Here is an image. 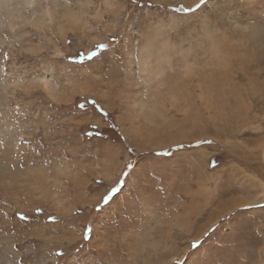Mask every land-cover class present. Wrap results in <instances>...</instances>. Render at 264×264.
<instances>
[{"label": "rangeland", "instance_id": "374dc122", "mask_svg": "<svg viewBox=\"0 0 264 264\" xmlns=\"http://www.w3.org/2000/svg\"><path fill=\"white\" fill-rule=\"evenodd\" d=\"M9 1L11 8L0 10V49L27 45L37 59L30 71L23 70L27 57L0 61V125L22 134L14 147L0 136V245L7 250L8 243L20 247L32 239L36 225L22 227L20 213L44 228L49 215L67 219L81 212L75 218L96 226V236L68 252L64 264H176L184 257L187 264H258L264 247L256 238L264 230V0H210L208 11L180 18L184 26L178 20L176 27L163 17L159 26L134 27L151 10L131 8L127 0ZM151 2L177 7L198 0ZM99 44L115 51L91 66L48 63L56 52L87 53ZM121 55L127 67L118 70ZM129 59L136 60L135 81ZM85 97L108 115L89 107L81 117L77 105ZM26 116L42 137L31 134ZM90 125L99 138L83 135ZM204 140L215 143L193 148ZM128 161L132 169H125ZM117 181L124 183L113 202L95 211ZM49 227L46 264H63L51 253L69 237ZM193 240L203 242L189 250Z\"/></svg>", "mask_w": 264, "mask_h": 264}, {"label": "snow or ice", "instance_id": "6c2138e0", "mask_svg": "<svg viewBox=\"0 0 264 264\" xmlns=\"http://www.w3.org/2000/svg\"><path fill=\"white\" fill-rule=\"evenodd\" d=\"M210 3V0H198V2L194 6H185V5H179L177 7H169L160 3H153L151 0H149L148 3H145L144 0H127V4L129 7L134 9H142V8H148L151 10V14L147 20L144 19L143 15L138 19L137 24L134 25V27H139L141 24L143 26L148 25L149 23L152 26H159L161 23V17L164 18V22L166 24H169L172 27H176L177 21L179 20L180 25L184 26V20L180 18L184 17H192L196 16L197 13H205L208 11V4ZM169 13L175 14V18L169 20ZM210 23L207 16H201L200 17V24H203L207 26ZM136 37L133 41H135ZM112 42L114 44L117 43V40L115 37L112 38ZM69 46H71L72 41L70 40ZM108 51H115L114 49H110L109 45L107 44H99L96 45L94 50L84 53V52H78L75 55L73 54H65L63 52H56L55 58H49L48 63L51 65H59L63 64L65 62H70L72 64H76L79 66H84L86 62L89 66H91L92 63L98 61L102 57H107ZM132 53L131 46L129 47L128 56L130 57ZM28 58V63L24 64L23 70L30 71L31 68V62L36 61L37 54L31 49L28 48L27 45H25L24 49H21L20 51H15L11 49L9 45H6L3 49H0V61H5L7 63H11L12 60H16L17 62H22L25 60V58ZM120 64L117 65L118 70L121 68H126L127 65L123 63L125 60V56L121 55L119 57ZM128 63L132 64L131 71V80L135 81L136 79V60L135 59H129ZM4 71H7L6 66L3 68ZM43 75V73H39ZM34 99V98H32ZM89 107L96 109L103 115H108L102 108H100L95 100H88L87 97L84 98V102H81L77 105V108L79 109V115L81 117H85L89 114ZM35 111V109H33ZM31 121V116H26L24 123L29 124ZM29 127L31 128V134L34 137H42L43 131L32 127L29 124ZM25 131H28V129H25ZM22 135L21 133H18L15 131V129H9L4 125H0V136H2L3 142L7 143L10 147H14V141L17 139L18 136ZM83 135L85 137H92L96 136L97 138L100 137V132L97 129V126L90 125L87 131L83 132ZM32 142H36L34 139ZM24 143H28V141L21 140V145L23 146ZM215 143L213 140H204L202 142L197 143L193 146V148H201L202 146H211ZM39 146V144L37 145ZM185 148L184 145H179L178 150ZM192 151V149L190 148ZM131 151V150H130ZM43 153V149H42ZM155 156L158 157H164L169 156L171 152L166 153H152ZM196 156L201 159L202 161H205L207 166L210 165L213 170H215L218 165L216 159H206L204 153H198ZM132 161H128V163L125 165V169H132ZM123 176L127 177L129 175V172L122 173ZM123 181H117V186H112L108 193H106L104 196L101 197L100 201L97 202L96 207L94 208L95 211L99 212L102 208L109 206L111 202H113L114 197L119 193L122 189L119 185L123 184ZM237 209V211L242 210ZM42 214V210L37 209L35 215L39 216ZM83 213L77 212L75 214V217L81 216ZM75 217H69L67 219H61L59 217L51 216L49 215L46 217V220L44 222V228H41L39 224L40 221H33V219L28 216L27 214L20 213L18 214V219L20 222V225L22 227L27 228V226L35 224V227H32L31 230V240H27L22 246L18 247L14 243H8L5 246L0 245V264H46V261L48 259V256L50 253L47 251V241L43 239V233L45 232V229L52 230L49 226H54L55 229L58 231V234L65 235L69 237L68 241L66 242L65 246L58 252L51 253L54 254L60 261L64 264V258L70 251H79V248L83 246L85 243L91 244L96 236L97 228L94 226L91 222L88 224L81 223L78 219ZM15 220V217L13 218ZM15 223L13 227L15 228ZM27 235V233H26ZM254 237H256V234H253ZM261 245H264V230H262V234L256 237ZM73 241H77L75 244H73ZM203 241L199 240H193L189 244V250L197 249L200 244ZM261 258L258 262V264H264V247L260 248ZM176 264H187L186 258L178 260ZM249 264H251V261H249Z\"/></svg>", "mask_w": 264, "mask_h": 264}, {"label": "bare ground", "instance_id": "6f19581e", "mask_svg": "<svg viewBox=\"0 0 264 264\" xmlns=\"http://www.w3.org/2000/svg\"><path fill=\"white\" fill-rule=\"evenodd\" d=\"M11 3L9 0H0V10H7L9 8H11ZM146 53H145V56L143 57V65H144V68H147L150 64V61H149V53L147 50H145ZM144 51V52H145Z\"/></svg>", "mask_w": 264, "mask_h": 264}]
</instances>
